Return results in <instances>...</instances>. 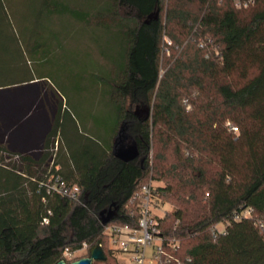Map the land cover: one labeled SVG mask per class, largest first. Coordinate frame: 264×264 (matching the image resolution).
I'll use <instances>...</instances> for the list:
<instances>
[{
    "label": "trees",
    "instance_id": "16d2710c",
    "mask_svg": "<svg viewBox=\"0 0 264 264\" xmlns=\"http://www.w3.org/2000/svg\"><path fill=\"white\" fill-rule=\"evenodd\" d=\"M45 11L120 36L102 82L113 116L105 134L62 141L57 108L34 147L29 133L7 137L24 104L0 106V264H56L84 243L83 256L102 243L106 259L93 264H120L105 225L137 217L134 195L152 179L165 182L154 186L159 205L175 206L160 218L179 242L165 264H264V0H60ZM14 25L0 0V61L10 47L22 52ZM129 146L152 156L127 159ZM55 171L79 185L78 198L49 190Z\"/></svg>",
    "mask_w": 264,
    "mask_h": 264
},
{
    "label": "rangeland",
    "instance_id": "374dc122",
    "mask_svg": "<svg viewBox=\"0 0 264 264\" xmlns=\"http://www.w3.org/2000/svg\"><path fill=\"white\" fill-rule=\"evenodd\" d=\"M47 1L56 3L60 0H8L14 26L21 36L22 52L14 47L5 49L0 61V81H18L27 75L45 76L39 82L0 89L1 107L13 102L24 104L22 120L8 130L7 137L11 139L14 134L31 133L30 144L34 147L41 146L39 137L49 116L54 124L57 108L64 129L62 135L59 134L62 141L64 137L79 141L86 134H105L104 127L111 125L113 108L102 82L104 77L110 76L112 61L118 59L121 47L120 36L115 32L95 24L85 26L66 15L48 14L45 11ZM64 1L71 6L75 2L93 6L108 0ZM165 53L170 55V51ZM48 83L52 84V89ZM55 90L62 96V102ZM59 138H55L54 152L60 146ZM149 152L142 151L137 160L142 162ZM151 181L155 186L165 184L156 179ZM160 203L156 210L159 216L175 208L169 200ZM218 227L223 228V225ZM148 251L151 253L152 249ZM80 255L82 253L78 252L73 256ZM120 259L124 260L126 256L122 254Z\"/></svg>",
    "mask_w": 264,
    "mask_h": 264
},
{
    "label": "built area",
    "instance_id": "2783aa9c",
    "mask_svg": "<svg viewBox=\"0 0 264 264\" xmlns=\"http://www.w3.org/2000/svg\"><path fill=\"white\" fill-rule=\"evenodd\" d=\"M237 131V127H234ZM154 184L148 182L142 184L134 195L137 201L139 215L130 214V218L125 222H110L105 225L104 234L109 237V246L112 253L117 257L120 264H165L171 261L166 247L175 248L179 242L174 239H166L160 229V218L156 213L160 205L154 197ZM48 187L52 192L62 196L78 198L80 187L72 184L58 172H52L48 178ZM48 221V220H45ZM264 232V224H261ZM102 245V243H100ZM149 248L152 252L149 253ZM88 251L87 243L82 247L71 250L66 248L63 252L65 260H70L81 252L82 256ZM125 255L126 259L121 260L120 255ZM182 264L181 261L178 262Z\"/></svg>",
    "mask_w": 264,
    "mask_h": 264
},
{
    "label": "water",
    "instance_id": "95a60500",
    "mask_svg": "<svg viewBox=\"0 0 264 264\" xmlns=\"http://www.w3.org/2000/svg\"><path fill=\"white\" fill-rule=\"evenodd\" d=\"M130 147L131 146H129L126 149H123V152L127 153L126 154L127 159H132L138 155L136 147H133L131 151L129 150ZM105 259H106V255L104 249L100 243H97L90 248V255L80 257L73 261H67L65 259H62L56 264H93L95 260H105Z\"/></svg>",
    "mask_w": 264,
    "mask_h": 264
},
{
    "label": "crops",
    "instance_id": "0c3cea01",
    "mask_svg": "<svg viewBox=\"0 0 264 264\" xmlns=\"http://www.w3.org/2000/svg\"><path fill=\"white\" fill-rule=\"evenodd\" d=\"M2 122V121H1ZM52 125H53V123H52ZM4 129V128H3ZM3 129H2V131H3ZM46 126H45V124L43 125V127H42V133L40 134V136H42L44 133H45V131H46ZM5 130V129H4ZM17 133V132H16ZM21 137L22 136H24V134L22 135V134H19ZM19 135H12L13 137L11 138L13 141H14V139L16 140V138L17 137H19L20 138V136ZM27 137H32V134L31 133H29V136H27Z\"/></svg>",
    "mask_w": 264,
    "mask_h": 264
},
{
    "label": "flooded vegetation",
    "instance_id": "af4514ba",
    "mask_svg": "<svg viewBox=\"0 0 264 264\" xmlns=\"http://www.w3.org/2000/svg\"><path fill=\"white\" fill-rule=\"evenodd\" d=\"M129 145V144H128ZM126 148H128V147H126Z\"/></svg>",
    "mask_w": 264,
    "mask_h": 264
}]
</instances>
